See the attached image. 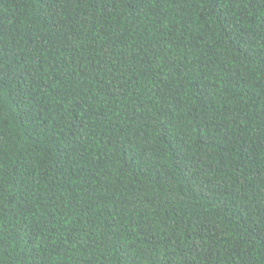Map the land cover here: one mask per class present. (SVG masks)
Masks as SVG:
<instances>
[{
    "label": "trees",
    "instance_id": "1",
    "mask_svg": "<svg viewBox=\"0 0 264 264\" xmlns=\"http://www.w3.org/2000/svg\"><path fill=\"white\" fill-rule=\"evenodd\" d=\"M0 264H264V0H0Z\"/></svg>",
    "mask_w": 264,
    "mask_h": 264
}]
</instances>
